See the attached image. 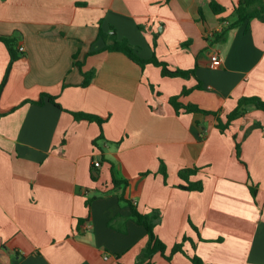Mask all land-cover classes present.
I'll list each match as a JSON object with an SVG mask.
<instances>
[{
  "label": "crops",
  "instance_id": "crops-1",
  "mask_svg": "<svg viewBox=\"0 0 264 264\" xmlns=\"http://www.w3.org/2000/svg\"><path fill=\"white\" fill-rule=\"evenodd\" d=\"M211 1L0 0V36L23 47L9 69L0 41V264H139L149 236L132 208L166 247L140 264H264V111L241 106L220 129L241 99L264 101V18L223 33L238 0H214L220 16ZM100 23L193 75L103 50ZM187 169L201 191L180 188Z\"/></svg>",
  "mask_w": 264,
  "mask_h": 264
},
{
  "label": "trees",
  "instance_id": "trees-1",
  "mask_svg": "<svg viewBox=\"0 0 264 264\" xmlns=\"http://www.w3.org/2000/svg\"><path fill=\"white\" fill-rule=\"evenodd\" d=\"M210 7L212 12L216 16H220L224 12V8L221 7L216 1L212 0L210 3ZM202 14V13H200ZM232 16L234 18V21L230 22L229 25L226 26L224 29L223 33H227L229 30L236 28L240 26L241 24L248 23L251 19L254 18H264V0H238L236 4H234L233 7V13ZM222 24L225 22V20H221ZM99 36L103 39V41L106 44V47L103 49L105 51H110V52H121L125 54L128 58H130L132 61L138 63L141 67H145L147 64L153 63L156 65H159L162 67V74L164 77H181V78H189L191 75H193V71H182V70H175V71H170L168 68V65L163 62H159L157 58H153L152 60H142L136 53L135 48L132 47L127 40H121L118 41L115 36H111L109 34H106L103 32L101 28V23H100V30H99ZM109 40L112 42L109 43ZM0 41L5 44L7 47L10 56H11V61H10V66L15 63L19 57L20 49L17 48V43H18V38L16 36H0ZM74 66H78L81 73L85 77L84 81V86L88 85L93 77H94V72H84L83 70V64L82 63H74ZM9 72V71H8ZM5 85V80L4 82L0 85V96L3 91V87ZM189 93V90H184L182 93L183 95H187ZM47 98L51 103L55 104V98L51 96H45L42 95L41 100L37 102V104H42L43 100ZM171 104L174 105L176 108V111L179 112V109L181 107H184L186 112L188 113H202L205 115H214L216 116L217 114L214 112H209V111H204L199 109L195 105H188V106H182L178 103V97H173L170 100ZM248 104H253L255 105L258 109L264 111V101H262L259 98H243L239 101V107L238 110H236L234 113H232L230 116H228V121L225 125L220 126V129L223 131L226 128H228L229 124L231 123L232 120H234L238 114H239V108L244 105ZM57 105V104H56ZM58 106V105H57ZM78 120H82V118H86V120L89 121H95L97 122L100 127L103 124L102 119H96L91 116H84V115H77L74 114ZM160 171L166 176V169L164 164H162ZM197 169H187L180 171L179 177L183 182H185V185L180 186L181 189L185 191H201L202 190V184L200 183H193L189 180L190 176L194 175L196 173ZM113 184L115 187H120L125 185L124 182L119 181L115 178L113 175ZM252 193L256 194L255 190L251 187ZM132 216L135 218L136 222L146 229L147 235L149 236V242L146 247V249L142 252L139 258V264L141 262H144L147 259H150L156 252L161 251L164 253L166 247L165 245L157 238V236L154 234V227H155V219L151 215H141L139 212H137L134 208H132ZM185 240V239H184ZM178 251H182V245L177 244L173 248V253H176ZM192 264H200V260L198 257L194 256L193 258H190Z\"/></svg>",
  "mask_w": 264,
  "mask_h": 264
},
{
  "label": "built area",
  "instance_id": "built-area-1",
  "mask_svg": "<svg viewBox=\"0 0 264 264\" xmlns=\"http://www.w3.org/2000/svg\"><path fill=\"white\" fill-rule=\"evenodd\" d=\"M20 51H23V47L20 48ZM222 66V60L220 59L219 55L217 53H214L211 57H210V61H209V68L211 70H218L220 69ZM95 167H100V163L99 162H95Z\"/></svg>",
  "mask_w": 264,
  "mask_h": 264
},
{
  "label": "rangeland",
  "instance_id": "rangeland-1",
  "mask_svg": "<svg viewBox=\"0 0 264 264\" xmlns=\"http://www.w3.org/2000/svg\"><path fill=\"white\" fill-rule=\"evenodd\" d=\"M117 39V38H116ZM118 40V39H117Z\"/></svg>",
  "mask_w": 264,
  "mask_h": 264
}]
</instances>
